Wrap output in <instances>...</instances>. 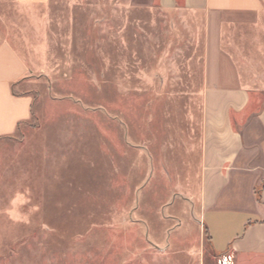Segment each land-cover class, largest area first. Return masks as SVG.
Here are the masks:
<instances>
[{
  "label": "rangeland",
  "instance_id": "1",
  "mask_svg": "<svg viewBox=\"0 0 264 264\" xmlns=\"http://www.w3.org/2000/svg\"><path fill=\"white\" fill-rule=\"evenodd\" d=\"M253 21L224 16L220 47L264 77ZM206 22L158 0H0L33 97L0 138V264H219L199 205Z\"/></svg>",
  "mask_w": 264,
  "mask_h": 264
},
{
  "label": "crops",
  "instance_id": "2",
  "mask_svg": "<svg viewBox=\"0 0 264 264\" xmlns=\"http://www.w3.org/2000/svg\"><path fill=\"white\" fill-rule=\"evenodd\" d=\"M45 4L49 0H17ZM166 10L207 18L201 94L200 217L216 253L234 264H264V77L247 76L220 47V26L233 13L264 16V0H158ZM251 24H248V26ZM249 26V27H250ZM31 69L8 42H0V138L14 134L32 116L33 97L21 89Z\"/></svg>",
  "mask_w": 264,
  "mask_h": 264
},
{
  "label": "built area",
  "instance_id": "3",
  "mask_svg": "<svg viewBox=\"0 0 264 264\" xmlns=\"http://www.w3.org/2000/svg\"><path fill=\"white\" fill-rule=\"evenodd\" d=\"M219 264H234V256L230 253H226L220 256L218 260Z\"/></svg>",
  "mask_w": 264,
  "mask_h": 264
},
{
  "label": "trees",
  "instance_id": "4",
  "mask_svg": "<svg viewBox=\"0 0 264 264\" xmlns=\"http://www.w3.org/2000/svg\"><path fill=\"white\" fill-rule=\"evenodd\" d=\"M206 230H207V228H206ZM207 236H208V240H209V242L211 243V245H212V242H211V237H210V235H209V232H208V230H207ZM213 248V247H212Z\"/></svg>",
  "mask_w": 264,
  "mask_h": 264
}]
</instances>
